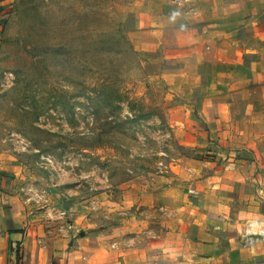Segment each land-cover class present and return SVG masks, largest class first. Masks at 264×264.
Returning a JSON list of instances; mask_svg holds the SVG:
<instances>
[{
    "label": "rangeland",
    "instance_id": "obj_1",
    "mask_svg": "<svg viewBox=\"0 0 264 264\" xmlns=\"http://www.w3.org/2000/svg\"><path fill=\"white\" fill-rule=\"evenodd\" d=\"M1 1L0 192L26 228L110 264L144 194L264 161V0Z\"/></svg>",
    "mask_w": 264,
    "mask_h": 264
},
{
    "label": "crops",
    "instance_id": "obj_2",
    "mask_svg": "<svg viewBox=\"0 0 264 264\" xmlns=\"http://www.w3.org/2000/svg\"><path fill=\"white\" fill-rule=\"evenodd\" d=\"M208 127L213 135L214 124ZM202 163L206 169L199 166L188 181L144 194L139 204L146 220L136 234L115 233L121 251L107 257L110 264H128L132 250L139 264H264V242L250 249L241 241L249 219H264V161ZM0 193V264H90L88 245L70 248L45 229L26 228L19 195Z\"/></svg>",
    "mask_w": 264,
    "mask_h": 264
},
{
    "label": "built area",
    "instance_id": "obj_3",
    "mask_svg": "<svg viewBox=\"0 0 264 264\" xmlns=\"http://www.w3.org/2000/svg\"><path fill=\"white\" fill-rule=\"evenodd\" d=\"M241 241L250 249H254L259 243L264 242V219H249L242 233Z\"/></svg>",
    "mask_w": 264,
    "mask_h": 264
},
{
    "label": "trees",
    "instance_id": "obj_4",
    "mask_svg": "<svg viewBox=\"0 0 264 264\" xmlns=\"http://www.w3.org/2000/svg\"><path fill=\"white\" fill-rule=\"evenodd\" d=\"M18 258H20L19 255H18Z\"/></svg>",
    "mask_w": 264,
    "mask_h": 264
}]
</instances>
